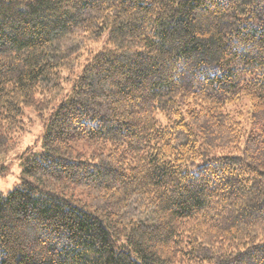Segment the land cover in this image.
Returning a JSON list of instances; mask_svg holds the SVG:
<instances>
[{"label":"trees","instance_id":"16d2710c","mask_svg":"<svg viewBox=\"0 0 264 264\" xmlns=\"http://www.w3.org/2000/svg\"><path fill=\"white\" fill-rule=\"evenodd\" d=\"M27 107L0 264H264V0H0V146Z\"/></svg>","mask_w":264,"mask_h":264},{"label":"rangeland","instance_id":"374dc122","mask_svg":"<svg viewBox=\"0 0 264 264\" xmlns=\"http://www.w3.org/2000/svg\"><path fill=\"white\" fill-rule=\"evenodd\" d=\"M34 107L25 108L24 126L15 143L0 146V190L6 194L21 182L22 160L26 155L41 150L44 127ZM74 196L81 198V191L74 190Z\"/></svg>","mask_w":264,"mask_h":264}]
</instances>
